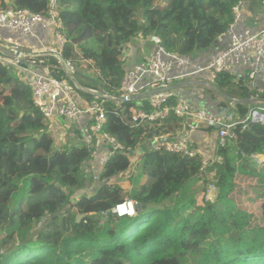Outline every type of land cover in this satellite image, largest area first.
Returning <instances> with one entry per match:
<instances>
[{"label":"trees","instance_id":"trees-1","mask_svg":"<svg viewBox=\"0 0 264 264\" xmlns=\"http://www.w3.org/2000/svg\"><path fill=\"white\" fill-rule=\"evenodd\" d=\"M263 1L0 0V10L47 15L53 3L68 40L62 57L74 66L78 84L119 97L130 41L154 35L165 52L194 56L227 32L233 6ZM17 73L0 64V264H264V161L255 158L264 156L263 124L236 125L216 150L222 162L203 174L198 156L147 146L152 137L176 138L185 130L183 119L171 114L158 122L136 120L131 109L148 114L146 101H109L103 131L125 151L108 159L93 194L72 201L83 187L90 150L79 133L70 144L56 142L33 102L28 77ZM53 73L65 78L62 71ZM246 82L223 72L214 80L218 89L238 99L254 94ZM175 103L172 97L168 106ZM218 104L239 121L249 110L228 99ZM133 154L137 167L127 186L109 184L131 168ZM241 178L260 189L255 190L259 224L252 225L251 215L235 202ZM209 183L217 188L213 201L204 198ZM125 200L139 206L136 217L111 214ZM65 205L69 208L61 212ZM101 214H106L103 220Z\"/></svg>","mask_w":264,"mask_h":264},{"label":"built area","instance_id":"built-area-1","mask_svg":"<svg viewBox=\"0 0 264 264\" xmlns=\"http://www.w3.org/2000/svg\"><path fill=\"white\" fill-rule=\"evenodd\" d=\"M243 3L232 8L234 21L225 33L229 39L227 47L215 51L205 63H195L190 56L165 52L157 36L150 35L145 38L152 44L153 49L141 63L124 71L119 97L110 96L100 90L85 87L77 89L74 86L71 80L74 66L64 60V67L61 62L68 40L62 32V24L53 3L47 15L26 9L0 10V64L8 65L28 77L25 80L31 89L33 102L49 122L52 134L58 136V141H62L63 136L71 131L70 124H76V130L90 150V156L84 162L83 168L95 181L108 159L117 152L125 151L113 136L103 131L106 120L105 104L109 101L116 104L134 102L139 105L146 101L151 109L148 114L142 110L131 109L132 117L136 120L158 122L167 119L171 114L183 119L185 135L173 139L164 136L152 137L147 146L157 152L164 150L189 158L198 156L201 160L200 172L205 174L214 163L222 162V158L216 155V150L226 144L236 125H241L242 129L247 123L264 125V99L258 100L255 92L256 78L264 75V23L257 33L248 29L238 30L239 11ZM262 3L264 5V1ZM38 32L49 33V42L39 40ZM59 71L64 73V79L54 77L53 72ZM239 71L245 72L242 76L254 95L247 99H221H228L231 104H237L235 101H252L247 115L240 121L234 119L221 106L217 107L216 112L205 107L196 108L184 95H179L176 91L178 84L190 83L216 93L214 80L218 73L239 76ZM79 94L82 95L79 97ZM172 97L176 99V103L168 106ZM62 121H67L69 125L63 126ZM210 128L216 133L213 151L193 145L190 135ZM135 157V154L131 155V159ZM216 193V186L209 183L204 192L205 200L213 201ZM121 208L124 213L120 212ZM111 214L117 217H136L137 204L125 200L112 208Z\"/></svg>","mask_w":264,"mask_h":264},{"label":"crops","instance_id":"crops-1","mask_svg":"<svg viewBox=\"0 0 264 264\" xmlns=\"http://www.w3.org/2000/svg\"><path fill=\"white\" fill-rule=\"evenodd\" d=\"M240 21L237 24V29H248L252 33H257L263 27L264 23V5L262 2H244L239 11ZM49 33L38 32L37 38L44 43L49 42ZM229 39L226 34L220 36L216 42L207 51L196 53L194 56H190L195 63H205L208 58L217 50L225 49L228 45ZM153 46L148 41L143 38H136L130 41L125 47V65L124 69H129L134 65L141 63L147 54L152 51ZM244 71H239L238 77L244 80L242 74ZM245 73V72H244ZM247 85V82H246ZM179 95H184L196 108L205 107L208 110L217 111L218 99L225 97L224 94L216 91L219 96L212 98L208 93L204 92L205 89L201 87L190 84V83H180L176 89ZM223 92V91H222ZM258 95V100L264 97V75H260L256 78V91ZM227 95V94H226ZM228 96V95H227ZM230 97V96H229ZM227 98V97H225ZM77 99V98H76ZM81 99V98H80ZM214 100V101H213ZM186 134L185 130L176 133L177 136H183ZM190 140L196 147L202 148L207 151H213L216 141V133L214 130L203 129L200 132L190 135ZM258 157H264L258 155ZM263 159V158H261Z\"/></svg>","mask_w":264,"mask_h":264},{"label":"rangeland","instance_id":"rangeland-1","mask_svg":"<svg viewBox=\"0 0 264 264\" xmlns=\"http://www.w3.org/2000/svg\"><path fill=\"white\" fill-rule=\"evenodd\" d=\"M15 74V73H14ZM17 75L19 76L20 74L17 73ZM23 77V76H22ZM25 80V79H24ZM71 80L75 83L78 84V82L76 81V79L74 78V76H72ZM26 81V80H25ZM79 86H81L80 84H78ZM206 93H210L212 91L210 90H205ZM214 93V92H212ZM82 95V94H81ZM80 94L78 95L79 97L81 96ZM254 95V94H253ZM252 95V96H253ZM264 99V98H262ZM248 107V109H250L249 105H246ZM62 125L63 126H68L69 123L67 121H62ZM61 124V122H60ZM70 127H71V131H68L64 136H63V139L62 141H58L56 139V142L58 144H63V143H72V142H75L78 138V131L76 130L77 126L75 123L73 124H70ZM55 137H58L56 136V134H54ZM69 141V142H68ZM258 160H263L264 161V157H257ZM263 158V159H261ZM137 158H132L131 159V168L126 171L124 174L114 178V179H111L109 181V184L111 183H115V182H118V184H120L121 186H127L128 182H129V178L134 174V170L136 169V165H137V161L136 160ZM84 172H85V181L83 183V187L76 190L75 193L71 196V200L72 201H75L76 199H78L79 197L81 196H90L91 194H93L94 190L98 187V183L97 181H95L93 179V176H90V175H87L89 174V172L83 168ZM260 190L259 188H257L253 181L249 180V179H238L237 180V187L234 191V199H235V202L237 203V205L242 208L243 210H246L250 215H251V224L252 225H255V224H259L260 223V219L259 217L257 216V207L259 206V201L256 199L257 198V195L255 194V190ZM69 208V205H65L63 207V209L61 210V212L67 210ZM121 213H124L122 210H120ZM100 220H103L106 215L105 214H101L98 216ZM81 219V218H80ZM42 227V224H40L38 226V229H40ZM4 232H0V237L1 235L3 234ZM197 262L193 263V264H196Z\"/></svg>","mask_w":264,"mask_h":264},{"label":"water","instance_id":"water-1","mask_svg":"<svg viewBox=\"0 0 264 264\" xmlns=\"http://www.w3.org/2000/svg\"><path fill=\"white\" fill-rule=\"evenodd\" d=\"M61 62L63 64L64 67H66V63L64 61V59H61ZM74 86L77 88V89H81V86H79L77 83L74 82ZM216 90L219 92V93H222L225 95V97H227L228 99H231L229 96H227L224 92H222L220 89H218L216 87ZM232 100V99H231ZM235 103H238V104H244V105H249L252 103V101H235ZM139 206L137 205V210L139 211ZM80 218H82V215H78L76 216V221L78 222L80 220Z\"/></svg>","mask_w":264,"mask_h":264},{"label":"bare ground","instance_id":"bare-ground-1","mask_svg":"<svg viewBox=\"0 0 264 264\" xmlns=\"http://www.w3.org/2000/svg\"><path fill=\"white\" fill-rule=\"evenodd\" d=\"M120 210H122L124 212L123 208H121Z\"/></svg>","mask_w":264,"mask_h":264},{"label":"clouds","instance_id":"clouds-1","mask_svg":"<svg viewBox=\"0 0 264 264\" xmlns=\"http://www.w3.org/2000/svg\"><path fill=\"white\" fill-rule=\"evenodd\" d=\"M257 157H258V156H255L256 159H258Z\"/></svg>","mask_w":264,"mask_h":264}]
</instances>
